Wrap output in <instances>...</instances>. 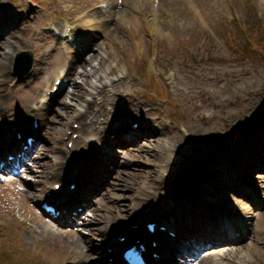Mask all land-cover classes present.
<instances>
[{
  "label": "rangeland",
  "instance_id": "1",
  "mask_svg": "<svg viewBox=\"0 0 264 264\" xmlns=\"http://www.w3.org/2000/svg\"><path fill=\"white\" fill-rule=\"evenodd\" d=\"M11 1L15 4H24L25 12L19 16L23 17L14 26L5 27L3 38L11 42V45L9 50L0 46V56L3 52L9 51L8 54L6 53L9 55L15 51V55L19 50H28L34 55V62L29 75L23 80H19L12 71L14 55H12L11 61L5 65V67L7 66L6 83L3 85L5 93L1 95L3 99L5 98V102L3 101L5 109L0 112V119L4 115L7 116V119L10 117V120L22 116L25 112V100L29 97L32 88L39 87L40 83L47 84L53 70L61 66L63 55L59 50H51V45L55 40L45 32L47 24L53 22L54 25L60 26L63 18L67 16L73 18L72 22L77 24L82 15L90 16L92 23H97L101 32L94 31V28L89 24L81 26L80 29L92 39L90 43L93 47L91 52L86 49L79 56H74L77 63L86 61V59L88 61L83 64V67L77 64L78 66L74 68L75 74L70 78V84L69 82L66 84L59 98L66 96L65 100L71 105L83 101H76L69 96L71 91L76 93L73 80L83 86V99L92 97L88 91L90 88L87 83H84V76L80 75V72L83 69L90 70L94 66L97 79L100 76L104 81L131 79L128 84L123 85L124 90L128 91L126 99L145 105V109L151 108L153 112L148 113L145 109L143 112L152 118L157 117L153 131L149 132L147 136L141 137L139 142L130 148L131 152L129 153L132 154L130 162L123 163L117 168L121 172H113L114 176L111 178L115 188L113 192L120 196V200L117 202L120 208L127 207L133 201L138 187H148L150 190H157L158 201L165 203L167 211L176 213L178 209L181 213V198H177L172 189L173 180L177 174L169 173L170 177H165L161 173L163 166H169V161L170 163L179 161L177 166L185 173L189 169L196 170L202 166L197 179H201L202 175L211 178L214 173L208 176L205 173L206 169L211 171L210 168H213L215 160L221 161V159L217 156L218 154H215V159H209V168L206 155L207 153L209 155L221 154V148L215 147V145L212 148L207 145L196 147L190 143L213 140L215 139L214 135L218 132L227 134L228 128H238L248 116L264 108V63L258 59L259 54L264 55V49L253 51L254 43H264V0H174L169 4V7L175 10L173 22L168 20L165 14L166 10L160 1L156 2L155 7L152 6L150 0H138L137 2L136 0ZM95 1H101L106 5L101 9L95 8ZM4 5L12 6L14 4L5 3ZM70 8L74 12L79 9L82 11L69 15L67 10ZM120 9H122L121 12ZM118 11L123 15V19L119 18ZM153 14H155V19H152ZM7 18L10 23L11 21L16 22L18 19L14 15H8ZM152 20L154 24L151 23ZM115 25L118 28L111 34V29ZM153 26L155 27L152 28ZM103 28L109 29V35H104ZM241 33L244 37L247 35L249 38V40L246 39V44H244L245 39L240 35ZM17 39L20 41H15ZM232 45L240 50L245 49L244 53L240 55ZM153 51L157 53L156 64L155 68H149L147 62ZM108 52L112 56L104 64L100 63V57H106ZM47 53H51V63L47 62L43 65L46 66L43 71L36 72L33 69L36 62ZM88 53L89 55H87ZM109 69H114V71L112 74L106 75V71ZM91 78L88 77V79ZM162 79L166 83L162 82ZM172 80L176 85L185 89L183 93L175 94ZM13 81L15 85L9 87ZM153 81L166 90L165 94L168 100L179 104L178 108L182 111L184 122L189 128L187 129L188 139L182 140L181 134L174 127L170 128L168 123L167 126L164 125V122L167 121L165 115L170 112V105L168 102L164 105L154 102L160 100V97L156 96V87L153 85ZM6 91H14V96L11 97ZM159 95L162 100L165 99L163 94ZM53 107L56 111L58 105L54 103ZM76 107H78V103ZM123 111L127 112L126 117H129V120L139 122L138 117L130 109L125 107ZM53 114L54 111H51L48 117H52ZM1 121L3 124H0V129L3 130L9 125V121ZM129 125L130 123H128ZM261 132L264 134V127ZM259 138L264 139V135H259ZM84 143L85 141L77 142L75 148L78 149ZM116 149L118 148L116 147ZM254 150L255 148H253L255 153ZM111 154L114 152L112 151ZM260 156L264 158V153L260 152ZM40 158L39 154L38 159ZM123 158L121 155L117 159L122 160ZM73 160L74 157L71 155L69 166L77 168L79 165ZM223 164L228 168H234L237 163L233 160L232 163L223 161ZM107 168L111 171L114 170L112 165ZM34 170L33 175L36 174V177L33 181H36L39 180V173L36 171L37 168ZM46 172L48 171L43 169L41 173L45 174ZM261 172L258 173L262 174L261 179H257L260 175H256V172L253 174L256 178H251L252 184L257 188L250 192L254 204L246 203L248 199L244 198L245 190L237 192L240 189L235 187L232 181L225 180L230 179L225 173L220 176L215 175V177H219L217 181L206 177V188L201 190V193L211 195L212 191H215L213 202L220 207L224 205L227 209L240 215L243 210L241 207L245 205L246 218L242 216V222L251 230V236L243 241L242 249L233 256L241 255L248 261L249 259L259 260V264H264V171L261 170ZM119 176L124 177L126 181L119 179ZM184 176L185 174L183 179ZM220 180L224 182V186H216ZM18 181L28 184L32 191L37 187L33 185V181L28 183L24 178H19ZM212 186L216 187L215 190L212 189ZM226 186L233 187V189H227ZM236 194L244 197H239ZM5 207L4 199L0 197L1 217L5 218L6 216V219L16 226L14 220L7 215ZM125 212L123 211V213ZM183 216H185V212ZM167 217L169 218L170 214ZM185 218H187V214ZM194 219L196 221V218ZM81 220L82 217L76 218L75 222L76 226L82 229L85 226ZM201 226L198 224L194 228L195 233L203 234V231L201 232L203 226ZM8 232L9 242L15 241L16 246L19 250L21 248L22 252L23 260H17L14 264H37L33 263L32 259L36 257L34 252L43 243L49 242L54 248H61L67 245L71 239L68 235L61 234L55 238L47 237L44 241H38L30 231L22 228L19 231L13 228ZM82 232H85V235ZM82 232L77 230V233L80 234L79 237L89 249L94 246L98 247L101 240L95 239V236L100 235L97 230L93 229L89 234H86L87 230ZM0 239L5 241L4 237L0 236ZM235 247L233 246L231 249L234 250ZM94 259L91 257L86 261V264ZM68 262L70 261L66 260L63 263L68 264ZM38 264H41L40 260Z\"/></svg>",
  "mask_w": 264,
  "mask_h": 264
},
{
  "label": "bare ground",
  "instance_id": "2",
  "mask_svg": "<svg viewBox=\"0 0 264 264\" xmlns=\"http://www.w3.org/2000/svg\"><path fill=\"white\" fill-rule=\"evenodd\" d=\"M138 0H136L137 2ZM162 3V6L166 10V15L168 17V20L173 22L174 18V9L169 7V4L174 0H159ZM21 7L20 5L18 6ZM122 9H120L121 12ZM119 12V11H118ZM119 12V13H120ZM123 19V15L120 13V17ZM3 24L0 22V46L10 49L11 42L4 40L3 36H5V28L2 26ZM117 25H115L111 29V34H113L116 29ZM103 32L105 35H109V29H104ZM15 41H20L19 39ZM55 47V46H54ZM116 52V51H115ZM8 52H3L0 56V112L5 109V98L3 99L2 93H5V90L3 89V85L6 83L7 73L5 65L10 62L11 59V53L9 55ZM14 51L12 52V54ZM112 56L111 53H107L106 57L101 56L99 62L104 64L108 58ZM46 59H48V56H42L39 58V63L36 65L35 70L36 71H42L43 66L41 64L45 63ZM78 66L71 63H66V71H67V77L70 79L75 73L74 68ZM83 64H80V67H83ZM5 67V69H4ZM63 70V69H62ZM114 71V69H109L106 71V75L110 74ZM59 72V71H58ZM56 72L55 77H59L60 73ZM95 67L92 66L90 70L83 69L82 72H80V75L84 76V83H87L89 86V93L92 95V97H88L83 99V86L81 84H77L75 80L72 81L73 87L75 88V92H72L69 94V96L72 99L83 100L78 104V107H76V104H70V102H67L65 100L66 96H63L60 99L54 98L53 102L57 101L58 108L55 111V108H51V105H45L44 101L46 100V94L43 93L44 89L42 88L38 90L32 89L30 91L29 97L25 100V105L30 107H35L36 110H39V119H38V127L36 130L33 131V134L35 138L38 140V144L35 142L36 148H38V152L43 154L45 156L42 165L43 167H49L48 177L46 178V181H43L45 184H49V180L55 179L62 183H67L70 181H75V187L73 189V197H74V205L76 202H84L86 205H83L84 207L87 205H90L89 210L93 209L96 211H99V213H93L89 220H95L97 222H100L101 225L95 227L98 230H105L107 227H109L111 224L116 223L117 224V217H122L124 215L115 214V212H120L117 204L115 203L116 200H118L117 195H104L101 199L97 200L95 204V200L93 199V193H98L101 191V189H104L109 184V178L105 177V181H102L100 183L99 187H96L94 191L92 192V183L95 180V173L93 170V166H99L101 164L100 156L105 155V152L103 150H98L99 158H93L90 160L89 165L80 166L82 167L83 172L79 174L75 171V168L72 170L68 168V164H66V161L62 160L65 158V154L71 153V149H65L64 151V140H71V135H68V130L71 128L70 123L71 122H78V135L77 139L74 143L80 141L83 137L87 140H91V138L86 137L90 136L92 139L96 140L97 142H105L110 139L106 135V132L109 131V134L112 135V137H120V138H134L139 139L141 137H145L148 135L149 132L153 131V127L155 126L156 118L157 117H151L143 112L145 109V105L140 104L138 102H131L126 99V92L124 90V84H128L129 80L119 79L118 82H114L110 84V88H106L104 83L101 79H92L96 78L95 76ZM88 77H92L91 79H88ZM4 91V92H3ZM11 97L14 96V91H6ZM96 94V97H93V94ZM4 101V102H3ZM116 107V108H115ZM127 107L131 110L132 113H134L139 120V123H137V126L135 128H131L128 126L129 117L127 112H124L123 110ZM113 108H115L113 110ZM148 113L153 112L151 108L147 107ZM51 111H54V114L52 117H47ZM131 115V114H130ZM132 116V115H131ZM133 117V116H132ZM122 129V131L120 130ZM46 130V131H45ZM73 132H75L73 130ZM99 149V148H98ZM103 160H109L108 156H104L102 158ZM126 162L128 160L126 159ZM90 176V179L88 177ZM100 180H97L99 182ZM97 186V184H95ZM100 188V190H99ZM67 191V190H64ZM151 194L149 191L147 192L145 188L138 189L136 192V196L141 197L139 200L135 199V201L130 204L127 207V212L132 216L135 214L136 209L138 211L141 210V208L145 205L144 202H146V199ZM47 198V197H45ZM104 198V199H103ZM59 205H63V202H57ZM65 206V205H63ZM141 206V207H139ZM121 213V212H120ZM137 218H134V223L138 222ZM109 230V228L107 229ZM127 232H130V230L125 229ZM119 234L118 230L115 231L114 236ZM106 238H108V247L111 249V252H109L108 256H114L115 252L113 251V248L118 242H116L115 239H109V236L106 235ZM76 243H78L76 241ZM118 251L119 248H116ZM82 250H80L79 253H77L79 259H76V264L82 261V259L89 258V254L87 252L81 253ZM60 257H58L59 259Z\"/></svg>",
  "mask_w": 264,
  "mask_h": 264
}]
</instances>
